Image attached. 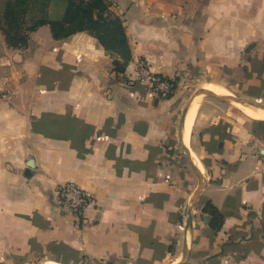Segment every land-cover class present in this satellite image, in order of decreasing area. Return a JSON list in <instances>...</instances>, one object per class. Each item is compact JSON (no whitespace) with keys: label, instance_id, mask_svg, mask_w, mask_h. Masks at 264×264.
Here are the masks:
<instances>
[{"label":"crops","instance_id":"1","mask_svg":"<svg viewBox=\"0 0 264 264\" xmlns=\"http://www.w3.org/2000/svg\"><path fill=\"white\" fill-rule=\"evenodd\" d=\"M108 1L131 53L121 74L87 32L41 26L20 49L0 33V264H177L184 242L183 264H264V120L192 100L194 203L178 151L190 85L264 103V0ZM140 59L175 80L170 97L136 81ZM66 182L94 197L80 218L59 209ZM206 203L224 215L217 231Z\"/></svg>","mask_w":264,"mask_h":264},{"label":"trees","instance_id":"2","mask_svg":"<svg viewBox=\"0 0 264 264\" xmlns=\"http://www.w3.org/2000/svg\"><path fill=\"white\" fill-rule=\"evenodd\" d=\"M109 8L108 0H0V33L8 48L20 49L41 26L49 27L54 40L87 32L110 55L113 71L121 74L131 53L123 21ZM204 210L212 216L211 229L217 231L224 215L209 203Z\"/></svg>","mask_w":264,"mask_h":264},{"label":"built area","instance_id":"3","mask_svg":"<svg viewBox=\"0 0 264 264\" xmlns=\"http://www.w3.org/2000/svg\"><path fill=\"white\" fill-rule=\"evenodd\" d=\"M136 81L143 84L155 99L170 97L176 88L174 79L150 71L147 63L140 59L135 69ZM10 79L0 75V100L6 101L11 96ZM59 209L63 214L80 218L88 205L94 201L91 193L72 182L61 183L56 187Z\"/></svg>","mask_w":264,"mask_h":264},{"label":"water","instance_id":"4","mask_svg":"<svg viewBox=\"0 0 264 264\" xmlns=\"http://www.w3.org/2000/svg\"><path fill=\"white\" fill-rule=\"evenodd\" d=\"M200 95L213 97V98L221 100V101H226V100L234 101L236 103H241V104H245V105H248V106H252V107L264 110V105L261 104V103H258L256 101L248 100V99H244V98H238V97H231V96H226V95H217V94L213 93L212 91H207L205 89H200L198 91H195L189 97V99L187 100L186 104L184 105V107L182 109V112H181V115H180L179 127H178V138H179V141H180L181 149L184 152V155H185L187 161L191 165V167H192L193 171L195 172L196 177L198 179V185H197V188H196V190L194 192L192 203H194L197 200L198 194H199L200 190L203 187V178H202V176H201V174L199 172V169L195 166V164L191 160V155H190L189 150L185 147V145L183 143V140H182V137H181V130H182L183 123H184V117H185V114H186V112H187V110L189 108V105L191 104L192 100L195 97L200 96ZM186 215H187V220H186V223H185V226H184L185 231H187L190 228V225H191L190 208L187 209ZM186 257H187V250H186V245H185V242H184L183 250H182V259L177 264H183L185 262ZM43 264H46V263H43Z\"/></svg>","mask_w":264,"mask_h":264},{"label":"bare ground","instance_id":"5","mask_svg":"<svg viewBox=\"0 0 264 264\" xmlns=\"http://www.w3.org/2000/svg\"><path fill=\"white\" fill-rule=\"evenodd\" d=\"M204 89L207 91H212L213 93H215L217 95H226V89H224L220 86H217V85H209L208 87H204ZM191 104H190L191 107L189 106V108L185 114L184 123H183V127L181 130V137H182L183 143L189 142V139H190V130H191V126H192V119H193V115L195 112V106H196L195 104L196 103L195 104L193 103V105H191ZM236 104H237V106H239L240 110L244 114H246V115H248L254 119H257V120L264 119V110L259 109V108H255L252 106H248L245 104H241V103H236ZM192 159H193L194 163L198 165L199 170L201 171V165L197 161L196 157L192 156Z\"/></svg>","mask_w":264,"mask_h":264},{"label":"rangeland","instance_id":"6","mask_svg":"<svg viewBox=\"0 0 264 264\" xmlns=\"http://www.w3.org/2000/svg\"><path fill=\"white\" fill-rule=\"evenodd\" d=\"M209 85H207L206 87H208ZM223 88V87H222ZM200 89H203V88H200L199 86H196L195 84H193V85H190V87H188V91H187V93H186V95H185V97H187L186 99H189V97L195 92V91H198V90H200ZM226 96H231V97H235V96H233L232 94H230L228 91H226ZM200 97H208V96H205V95H202V96H200ZM238 98H244V99H248V100H253V101H255L254 99H252V98H249V97H238ZM213 99V98H212ZM215 100V99H214ZM216 101V100H215ZM256 102H258V101H256ZM193 103L195 104H197L198 102H197V100L195 99L194 100V102H192V104L191 105H193ZM258 103H261V104H263L264 105V103H262V102H258ZM195 104V105H196ZM217 105H221V107H223V112H224V114H226V113H228V112H234V113H238L240 116H242L243 118H245V119H249V120H255V121H261V120H257V119H254V118H252V117H250V116H248V115H246V114H244L241 110H240V108H239V106H237V104L234 102V101H228V100H226V101H223L222 103H217ZM191 107V106H190ZM196 107H197V105L195 106V112H196ZM195 112H194V115H193V119H194V116H195ZM193 119H192V123H193ZM262 120H264V119H262ZM185 145H187L188 144V142L187 143H184ZM178 151L180 152V156L182 157V159L184 160V162H185V158H184V153H183V151H182V149H180V148H178ZM189 167V166H188ZM190 169V168H189ZM191 173H192V175L194 176V171L192 172V170H191ZM201 175H204V174H201ZM28 264H43L41 261H33L32 263H28ZM46 264H52V263H46Z\"/></svg>","mask_w":264,"mask_h":264}]
</instances>
